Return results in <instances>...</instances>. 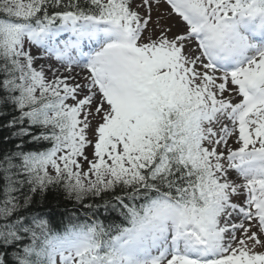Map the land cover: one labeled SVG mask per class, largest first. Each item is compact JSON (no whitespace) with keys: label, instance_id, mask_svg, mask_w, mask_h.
I'll use <instances>...</instances> for the list:
<instances>
[{"label":"snow or ice","instance_id":"1","mask_svg":"<svg viewBox=\"0 0 264 264\" xmlns=\"http://www.w3.org/2000/svg\"><path fill=\"white\" fill-rule=\"evenodd\" d=\"M0 264H264V0H0Z\"/></svg>","mask_w":264,"mask_h":264},{"label":"trees","instance_id":"2","mask_svg":"<svg viewBox=\"0 0 264 264\" xmlns=\"http://www.w3.org/2000/svg\"><path fill=\"white\" fill-rule=\"evenodd\" d=\"M62 198L58 197L56 193H52L49 198H48V202L55 207L58 203H60V200Z\"/></svg>","mask_w":264,"mask_h":264}]
</instances>
